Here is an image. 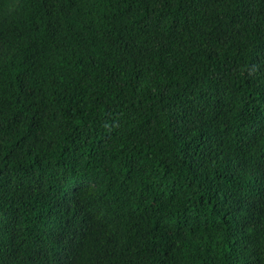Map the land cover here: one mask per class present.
I'll return each instance as SVG.
<instances>
[{
	"label": "trees",
	"instance_id": "obj_1",
	"mask_svg": "<svg viewBox=\"0 0 264 264\" xmlns=\"http://www.w3.org/2000/svg\"><path fill=\"white\" fill-rule=\"evenodd\" d=\"M0 264H264V0H0Z\"/></svg>",
	"mask_w": 264,
	"mask_h": 264
}]
</instances>
